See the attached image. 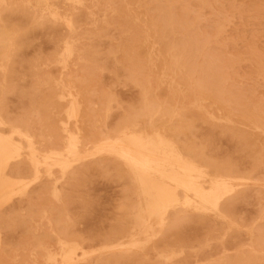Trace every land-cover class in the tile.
<instances>
[{
	"label": "rangeland",
	"instance_id": "rangeland-1",
	"mask_svg": "<svg viewBox=\"0 0 264 264\" xmlns=\"http://www.w3.org/2000/svg\"><path fill=\"white\" fill-rule=\"evenodd\" d=\"M0 111V264H264V0H0Z\"/></svg>",
	"mask_w": 264,
	"mask_h": 264
},
{
	"label": "bare ground",
	"instance_id": "bare-ground-1",
	"mask_svg": "<svg viewBox=\"0 0 264 264\" xmlns=\"http://www.w3.org/2000/svg\"><path fill=\"white\" fill-rule=\"evenodd\" d=\"M58 20H59V19H58ZM66 25H67V24H66ZM71 27H72V26H71ZM72 30H73V29H72ZM12 45H13V44H12ZM12 45H11V47H13ZM15 49H16V48H15ZM75 50H76V49H75ZM179 51H180V50H179ZM72 53H73V52H72ZM8 61H9V60H8ZM8 61H7V62H8ZM3 64H5V63H3ZM6 66H7V65H6ZM6 66H5V67H6ZM3 67H4V66H2L1 68L4 69ZM7 67H8V66H7ZM5 70H6V69H5ZM7 70H8V68H7ZM2 71H3V70H2ZM8 72H9V71H7V73H8ZM4 76H5V75H4ZM4 79H5V78H4ZM0 112H1V111H0ZM0 119H1V118H0ZM10 121H11V120H10ZM10 121H8V122H10ZM12 121H15V120H12ZM16 121H23V120H16ZM6 122H7V119H6ZM13 123L15 124V126L18 125V122H16L17 125H16L15 122H12V124H13ZM10 124H11V123H10ZM19 124L21 125L22 122H19ZM23 125L25 126L24 121H23ZM13 126H14V125H12V127H13ZM26 126H27V125H26ZM17 127H18V126H17ZM19 127H20V126H19ZM22 127H23V126H22ZM22 127H21V128H22ZM24 128H25V127H24ZM23 130H25V129H23ZM26 130H27V127H26ZM29 130H30V127H29ZM29 133H30V132H29ZM30 134H31V133H30ZM31 135H32V134H31ZM40 136H42V135H40ZM51 138H52V137H51ZM55 138H56V137H55ZM41 139H42V138H41ZM44 140H45V139H44ZM59 144H60V143H59ZM56 145H57V144H56ZM58 146H59V145H58ZM52 148H53V147H52ZM56 149H57V148H56ZM58 149H59V148H58ZM193 149H194V148H193ZM195 149H197V148H195ZM181 150H182V149H181ZM191 150H192V149H191ZM43 151H44V150H43ZM200 151H201V150H200ZM181 152H182V151H181ZM194 156H195V155H194ZM194 156H193V157H194ZM197 161H198V160H197ZM224 165H225V164H224ZM224 165H222V166H224ZM10 166H12V165H10ZM14 166H16V165H14ZM20 166H21V165H20ZM218 166H219V165H218ZM228 166H230V165H228ZM18 167H19V166H18ZM10 168H11V167H9V169H10ZM25 168H26V167H25ZM25 168H19L20 170H18V168H17V171H18V172H16L17 175H16V173H15L16 170L13 171V169H14V168H13V169H12V172L10 171V173H12V174H13V172H14L13 175L11 174V177H12V176H14V177L16 176V177H17V176L19 175V173H21V175H22V173H24V171H23V170H22V172H20V171H21V169H25ZM229 168H230V167H229ZM218 169H219V168H218ZM221 169H222V168H221ZM231 169H232V167H231ZM228 171H229V170H227V172H228ZM227 172H226V174H228ZM28 173H29V172H28ZM34 173H35V177H33L34 179H33L31 182L27 181V177H24V176H21V177H24V178H23L20 182H21L24 186H26V187H27V186H30V185H32V184L34 185V183L37 182V180H38V176H40V175H39L40 172H39V170H36V172H33V175H34ZM229 173H230V172H229ZM236 173H237L236 175L238 176L239 173H238V172H236ZM8 174H9V172H8ZM224 174H225V173H224ZM6 175H7V174H6ZM23 175H24V174H23ZM28 175H30V174H28ZM33 175H32V176H33ZM229 175L231 176V173H230ZM229 175H228V176H229ZM233 175H234V174H233ZM30 176H31V175H30ZM234 176H235V175H234ZM16 177H15V178H16ZM21 177H20V178H21ZM30 179H31V178H30ZM67 179H68V178H67ZM37 184H38V183H37ZM35 185H36V184H35ZM36 186H37V185H36ZM29 192H30V191H29ZM33 192H34V191H33ZM33 197H34V196H33ZM21 198H22V197H21ZM22 199H23V198H22ZM14 201H15V200H14ZM14 201H13V202H14ZM29 202H30V201H29ZM234 203H235V201H234ZM8 206H9V205H8ZM10 208H11V207H10ZM16 208H17V207H16ZM10 210H11V209H10ZM15 210H16V209H15ZM20 211H21V210H20ZM17 212H18V211H17ZM13 213H14V211H13ZM18 213H19V212H18ZM10 215H11V214H10ZM13 215H14V214H13ZM0 216H2V215H0ZM10 217H11V216H10ZM2 218H3V217H2ZM2 218H0V219H2ZM2 221H3V220H2ZM0 222H1V221H0ZM6 222H7V220H6ZM2 224H3V223H2ZM4 224H5V223H4ZM0 226H1V225H0ZM3 227H4V226H3ZM0 230H1V229H0ZM61 230H62V229H61ZM65 231H66V230H65ZM64 234H65V233H64ZM114 234L116 235V232H115ZM114 234H113V235H114ZM111 235H112V234H111ZM120 235H121V234H120ZM1 236H2V235H1ZM117 236H118V235H117ZM58 237H60V236H58ZM66 237H67V236H66ZM66 237H65V239H66ZM76 237H77V236H76ZM76 237H75V238H76ZM105 237H106V236H105ZM105 237H104V238H105ZM111 237H112V236H111ZM69 238H70V237H69ZM113 238H114V237H113ZM117 238H119V237H117ZM63 239H64V238H63ZM65 239H64V240H65ZM67 239H68V238H67ZM119 239H120V238H119ZM64 240H63V241H64ZM69 240H70V239H69ZM106 244H107V242H106ZM111 246H113V245H111ZM121 247H122V246H121ZM82 248H83V247H82ZM109 250H110V249H109ZM119 251H120V250H119ZM112 254H113V253H112ZM132 254H133V253H132ZM77 255H78V254H77ZM115 257H116V256H115ZM130 258H131V257H130ZM111 260H112V259H111ZM111 262H112V261H111ZM108 263H109V262H108ZM106 264H107V263H106ZM109 264H110V263H109Z\"/></svg>",
	"mask_w": 264,
	"mask_h": 264
}]
</instances>
